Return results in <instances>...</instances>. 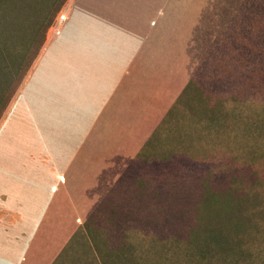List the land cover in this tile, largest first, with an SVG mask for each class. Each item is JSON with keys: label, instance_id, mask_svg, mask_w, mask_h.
Returning <instances> with one entry per match:
<instances>
[{"label": "rangeland", "instance_id": "rangeland-1", "mask_svg": "<svg viewBox=\"0 0 264 264\" xmlns=\"http://www.w3.org/2000/svg\"><path fill=\"white\" fill-rule=\"evenodd\" d=\"M68 3L0 0V121L39 58L64 61L77 17L52 25ZM161 16L127 75L148 92L105 143L134 147L131 171L87 221L90 241L78 231L52 264H264V0H182ZM103 46L77 43L91 52L75 65Z\"/></svg>", "mask_w": 264, "mask_h": 264}, {"label": "crops", "instance_id": "crops-1", "mask_svg": "<svg viewBox=\"0 0 264 264\" xmlns=\"http://www.w3.org/2000/svg\"><path fill=\"white\" fill-rule=\"evenodd\" d=\"M181 1L69 0L62 9L77 17L63 37L64 61L60 54L39 58L0 121V264H52L78 231L90 241L87 221L136 154L131 145L105 147L143 90L127 77L135 43L155 38L148 32ZM85 42L106 46L93 51L91 66L75 65L91 52L77 49Z\"/></svg>", "mask_w": 264, "mask_h": 264}, {"label": "built area", "instance_id": "built-area-1", "mask_svg": "<svg viewBox=\"0 0 264 264\" xmlns=\"http://www.w3.org/2000/svg\"><path fill=\"white\" fill-rule=\"evenodd\" d=\"M67 18V12L66 10H63V12H61L54 20L53 25H52V29L55 33H60L61 30V26L63 24V22L66 20Z\"/></svg>", "mask_w": 264, "mask_h": 264}, {"label": "trees", "instance_id": "trees-1", "mask_svg": "<svg viewBox=\"0 0 264 264\" xmlns=\"http://www.w3.org/2000/svg\"><path fill=\"white\" fill-rule=\"evenodd\" d=\"M65 1V0H64ZM62 2H63V0H62ZM62 4V3H61Z\"/></svg>", "mask_w": 264, "mask_h": 264}]
</instances>
